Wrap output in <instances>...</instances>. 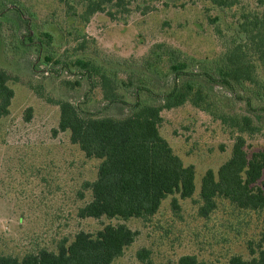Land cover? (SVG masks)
I'll list each match as a JSON object with an SVG mask.
<instances>
[{
	"label": "rangeland",
	"instance_id": "1",
	"mask_svg": "<svg viewBox=\"0 0 264 264\" xmlns=\"http://www.w3.org/2000/svg\"><path fill=\"white\" fill-rule=\"evenodd\" d=\"M89 1L0 0V68L14 92L0 115V255L55 250L80 230L95 233L105 224L125 223L137 234L112 264H177L184 254L195 255L198 264L249 258L262 214L218 199L208 216L199 215L201 177L208 169L216 173L230 157L233 129L189 102L162 110L160 134L184 165L194 167L193 195L166 196L147 219L81 218L78 209L91 197L84 182L96 178L99 160L86 157L69 131L58 129L54 102L82 100L90 90L86 107H101L100 89L87 80L75 91L64 84L77 78L76 59L100 61V53L139 57L156 42L198 59L214 58L244 15L264 18V0H101L103 11L86 14ZM220 94L227 111L246 112L243 100ZM242 135L248 153L264 149V130ZM258 185L264 190V172Z\"/></svg>",
	"mask_w": 264,
	"mask_h": 264
},
{
	"label": "trees",
	"instance_id": "2",
	"mask_svg": "<svg viewBox=\"0 0 264 264\" xmlns=\"http://www.w3.org/2000/svg\"><path fill=\"white\" fill-rule=\"evenodd\" d=\"M102 3L90 0L85 13L103 11ZM13 6L19 17L20 8ZM42 35L49 39L48 34ZM100 54V61L76 59L77 78L64 84L75 91L87 80L90 88L100 89L101 107L95 111L86 107L90 90L82 100L54 102L59 107L58 129L69 131L70 141L86 157L99 160L96 178L84 182L91 197L79 207V217L147 219L166 196L193 195V165H184L159 132L161 111L187 102L236 134L230 157L216 173L208 169L201 177L199 215L208 216L218 199H225L264 216V190L258 185L264 172V149L248 153L242 135L264 130V77L260 74L264 72V18L244 15L224 49L211 59L195 58L164 42L153 43L139 57ZM8 79L0 68V115L7 113L14 94ZM223 91L243 100L246 112L227 111L221 105ZM112 108L119 113L110 114ZM172 204L178 207L176 198ZM136 234L125 223H108L95 233L80 230L69 242L61 239L55 250L40 248L22 257L0 255V264H112ZM249 253L247 259L233 255L229 263L264 264V222L255 246L249 243ZM177 264L198 262L195 255L184 254Z\"/></svg>",
	"mask_w": 264,
	"mask_h": 264
}]
</instances>
